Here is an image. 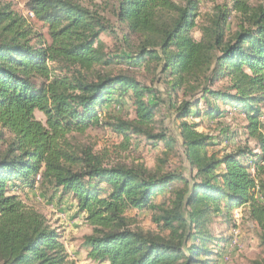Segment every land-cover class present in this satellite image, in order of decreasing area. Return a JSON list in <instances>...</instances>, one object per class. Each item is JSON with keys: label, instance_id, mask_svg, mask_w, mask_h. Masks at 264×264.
Segmentation results:
<instances>
[{"label": "trees", "instance_id": "1", "mask_svg": "<svg viewBox=\"0 0 264 264\" xmlns=\"http://www.w3.org/2000/svg\"><path fill=\"white\" fill-rule=\"evenodd\" d=\"M92 1L26 0L48 39L11 3L0 6V141L6 145L0 150V264H74L61 231L11 192L15 184L33 188L38 175L41 187L72 198L84 215L90 232L81 246L96 263L212 264L213 249L225 241L213 235L212 216L230 217L245 206L264 246V6L250 0L217 4L198 28V0H113L117 19L139 44L135 55L109 58L100 39L104 26L86 5ZM152 62L181 97L175 118L189 178L105 165L69 138L101 127L106 110L128 97L134 118L107 125L127 139L143 136L176 151L163 130L153 131L159 98L152 89L127 73L96 72L90 81L72 74ZM227 109L245 118L244 132L259 152L210 151L213 138L190 119L212 120ZM144 209L153 212L160 233L131 224L127 212Z\"/></svg>", "mask_w": 264, "mask_h": 264}, {"label": "rangeland", "instance_id": "2", "mask_svg": "<svg viewBox=\"0 0 264 264\" xmlns=\"http://www.w3.org/2000/svg\"><path fill=\"white\" fill-rule=\"evenodd\" d=\"M25 1L0 0V6L11 3L20 14L32 23L35 31L41 33L43 38L48 39L46 29L36 22L25 8ZM198 1V28L207 24L208 17L213 13L217 4H231V0ZM250 3L264 6V0H250ZM86 5L100 18V22L104 26L105 32L100 34V39L103 42V50L106 56L114 58L135 55L138 51L139 37L129 33L125 23L117 19L113 0H93L92 3ZM232 14L234 15V12ZM235 24V19L232 18L229 24L230 29H233ZM198 28L193 31L196 40L201 38V32ZM76 70L79 72L72 70L73 75L77 77L80 74L84 75L88 81L94 78L96 72L127 73L141 85L152 89L156 97L159 98L155 116L156 124L153 126V131L158 133L163 130L168 138L175 141L176 151L167 152L160 144L153 146L152 141L143 136L130 134L127 139L116 134L107 125L114 123L115 118L123 120L134 118V107L128 97L122 100V105H113L106 110L105 115L102 116L104 123L101 127L91 128L83 134H71L69 138L75 147L81 150L89 148L94 155L101 158L105 165L143 166L152 170L161 169L165 172H177L189 178L190 167L186 163L180 148L178 122L175 118V105L178 106L181 97L171 92L170 79L160 71L156 62L139 67H131L122 63L110 67H95L87 72L83 69ZM220 84H227V81ZM200 108H204L203 102H200ZM225 108V106H221V109ZM227 110L228 113L212 120L206 115L190 119L198 123L197 131L213 138L215 145L210 151L227 153L237 148H247L259 152L256 141L248 139L244 132L245 118L237 111ZM35 117L41 122L45 120L44 115L39 111L35 112ZM262 120L264 122V108ZM5 136L10 140L9 134ZM5 146V143L0 141V150H3ZM36 183L33 188L23 184L12 185L11 192L17 194L28 207L41 212L53 228L61 231L70 261L74 264H107L106 262L96 263L87 259L86 252L81 246V239L90 232V227L85 223L84 215L78 212L74 200L68 196L63 197L54 189L41 187L38 181ZM159 200H161V196L155 201L158 202ZM127 217L131 224L138 228L156 233L161 232L153 220V212L148 209L130 210L127 212ZM211 219L210 229L213 235L225 240L213 249L214 255L210 257L213 260L212 264H264V246L258 239L256 223L249 218L247 206L234 210L230 217L215 215ZM235 231L238 232L239 241L237 250L228 246ZM224 256L229 258L225 259Z\"/></svg>", "mask_w": 264, "mask_h": 264}, {"label": "built area", "instance_id": "3", "mask_svg": "<svg viewBox=\"0 0 264 264\" xmlns=\"http://www.w3.org/2000/svg\"><path fill=\"white\" fill-rule=\"evenodd\" d=\"M39 179H40V176L38 175L36 180L38 181ZM228 246L233 247V248H235L237 250V248L239 247L238 232H236V231L234 232V234H233ZM224 258L228 259L229 257L228 256H224Z\"/></svg>", "mask_w": 264, "mask_h": 264}]
</instances>
